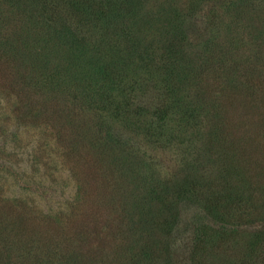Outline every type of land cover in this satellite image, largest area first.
<instances>
[{
  "label": "trees",
  "instance_id": "obj_1",
  "mask_svg": "<svg viewBox=\"0 0 264 264\" xmlns=\"http://www.w3.org/2000/svg\"><path fill=\"white\" fill-rule=\"evenodd\" d=\"M261 1L228 0V32L219 39L215 22L198 23L192 4L171 3L172 11L157 10L152 18L147 0H0V80L13 105L29 128L51 121L70 153L81 143L92 146L114 171L112 203L120 210L107 234L57 224L39 243L0 218V264H122L129 257L127 264H210L225 251L219 242L229 241L248 242L242 259L229 264H264V222L251 218L257 205L264 212V199L253 197L263 193L264 181L246 171L250 158L226 115L227 82L208 96L207 80L209 69L239 77L245 54L237 51L236 30L235 38L228 34L233 23L250 29ZM255 34L264 38L263 29ZM259 57L256 51L246 70L260 84ZM249 87L255 98L261 95ZM173 146L178 169L161 175L148 161L151 150ZM163 198L175 206L166 219L142 214L149 200ZM183 204L206 217L188 234L179 230ZM154 229L166 236L162 250L154 248ZM92 232L110 233L112 248L94 245ZM249 256L255 259L246 261Z\"/></svg>",
  "mask_w": 264,
  "mask_h": 264
},
{
  "label": "rangeland",
  "instance_id": "obj_2",
  "mask_svg": "<svg viewBox=\"0 0 264 264\" xmlns=\"http://www.w3.org/2000/svg\"><path fill=\"white\" fill-rule=\"evenodd\" d=\"M227 1L147 0L145 13H148L150 9L149 16L153 18L159 14L156 13L157 10L162 11L161 14L172 11L171 3L184 9L192 4L198 23L208 26L210 20L215 22L216 34L221 39L228 32L224 28L227 16L223 12L224 4ZM227 14H230V11ZM253 14L254 17L248 20L250 29L247 30L243 25L233 23L235 28H233L232 34H228L233 39L237 32L238 38L235 39L237 51L245 54H243L244 60L242 61L241 58L238 61L239 77L231 79L224 77L220 71L209 69L207 80L208 83L210 82V90H217L220 82L222 85H224V81L227 82L230 95L225 98L228 110L226 115L234 127V134L240 139V145L242 147L244 145L242 151L246 157L250 158V170L246 171L254 179L264 181V81L259 84L258 79L255 78L256 72L248 75L246 70L250 71V66L253 64L252 58L256 51H259L261 57L255 59V63L259 67L264 65V38L261 40L255 37L256 30L263 29L264 31V6L261 11L253 12ZM202 59L203 57L197 59L198 64L202 62ZM218 64L216 68L224 67L220 62ZM3 69L2 67L0 71ZM262 70H264V66L260 69V71ZM263 73L264 71L261 72V74ZM245 76H248L246 78L248 82L236 85V81L245 80ZM258 84L259 87L256 86ZM251 85L261 89L259 91L261 95H258L257 98L254 96L258 92L252 94V88L249 87ZM212 94V90L208 92V96H212ZM11 97L10 91L0 80V218L6 222L15 223L17 227H21L24 235L33 237L35 240L38 239V243L42 236H45L42 235L43 233L57 232V224H61L68 231L86 226L102 230L104 233L115 230L113 221L120 210L117 205L112 203L116 192L111 184L114 171L109 167L110 165L100 163V158L96 157L92 146L87 143L83 144L85 147L81 145L82 143L78 144V149L73 151L74 153H70L58 141L51 121L48 123L42 121L40 129L29 128L20 109L13 105ZM39 112L41 116L42 111L39 110ZM17 115L22 117V121L17 119ZM61 121H65L67 124L66 119ZM66 129L67 125L63 131ZM174 146L170 150L165 148L160 151L151 150L155 156L150 154L151 159L148 161L153 168L160 171L161 175H168L166 170L174 173L178 169L177 148ZM110 157H105L103 162H109ZM259 166H263V168ZM253 197L258 199L257 202H260L259 199H264V191ZM180 207L182 214L179 230L188 234L192 227L191 224L199 219L204 220L205 215L196 205L183 204ZM174 209L175 206H171L168 198H163L161 203L149 200L148 207L142 211V214L148 212L149 215L150 213L154 216L157 215L158 219L163 220L167 218L169 211H174ZM261 209L262 206L259 205L253 208L252 220L264 222V212H260ZM144 217L148 218L149 216L145 215ZM256 222L254 226L259 225V223L256 225ZM97 232H92L93 244H103L105 250L111 249L114 237L110 233L108 236L101 234L98 237ZM166 240L163 232L157 229L153 230L154 248L162 250ZM176 244L178 246L181 244L179 233ZM219 245L224 247L222 250L225 249V251L218 255L216 253V259L212 260L210 264H229V262L241 260L247 250L248 242H219ZM246 259L248 261L255 258L249 256ZM129 262L130 257L129 260L123 261L125 264Z\"/></svg>",
  "mask_w": 264,
  "mask_h": 264
}]
</instances>
